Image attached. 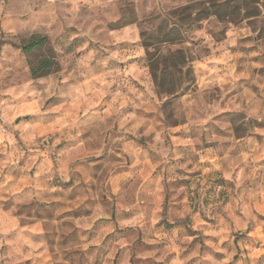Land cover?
I'll return each mask as SVG.
<instances>
[{
    "label": "clouds",
    "instance_id": "clouds-1",
    "mask_svg": "<svg viewBox=\"0 0 264 264\" xmlns=\"http://www.w3.org/2000/svg\"><path fill=\"white\" fill-rule=\"evenodd\" d=\"M0 264H264V0H0Z\"/></svg>",
    "mask_w": 264,
    "mask_h": 264
}]
</instances>
